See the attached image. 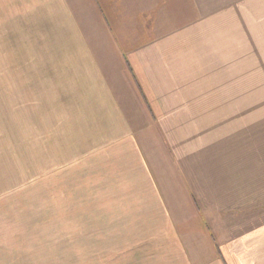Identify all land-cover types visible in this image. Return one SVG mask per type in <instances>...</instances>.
<instances>
[{"label": "crops", "instance_id": "1", "mask_svg": "<svg viewBox=\"0 0 264 264\" xmlns=\"http://www.w3.org/2000/svg\"><path fill=\"white\" fill-rule=\"evenodd\" d=\"M20 3L25 12H46L52 23L37 25L60 32L49 85L56 105L68 101L74 129L113 122L104 138L131 149L133 197L141 196L132 201H148L146 240L164 243L167 264H264V208L253 206L252 187L238 196L236 162L204 147V132L184 129L198 121L188 108L228 104L219 94L225 84L213 89L210 76L233 74L234 56L224 49L216 55V43L236 41L227 29L243 26L240 13L253 0ZM154 129L162 143L156 150L148 144ZM241 182L245 194L248 181Z\"/></svg>", "mask_w": 264, "mask_h": 264}, {"label": "rangeland", "instance_id": "2", "mask_svg": "<svg viewBox=\"0 0 264 264\" xmlns=\"http://www.w3.org/2000/svg\"><path fill=\"white\" fill-rule=\"evenodd\" d=\"M7 3L0 0V264H167L164 243L146 240L148 201H132L141 196L133 197L131 149L104 138L113 122L76 131L68 101L55 104L60 32L37 25L52 23L46 12ZM246 7L243 26L227 29L236 41L216 43V55L234 56L233 74L210 76L213 89L225 84L219 94L228 104L188 108L198 121L184 129L204 132V147L236 162L238 196L252 187L253 206L264 208V0ZM148 133L149 146L161 147L158 129Z\"/></svg>", "mask_w": 264, "mask_h": 264}]
</instances>
